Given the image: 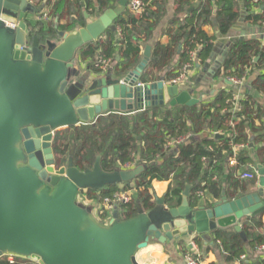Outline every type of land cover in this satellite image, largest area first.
<instances>
[{"label": "water", "instance_id": "water-1", "mask_svg": "<svg viewBox=\"0 0 264 264\" xmlns=\"http://www.w3.org/2000/svg\"><path fill=\"white\" fill-rule=\"evenodd\" d=\"M128 3L119 0L96 21L85 13L86 26L73 32H62L56 24L58 41H41L37 35L31 38L28 28L31 16L41 10L30 0H0V260L13 255L35 264H139L138 252L152 241L166 245L198 235L211 244L213 232L227 229L246 239L242 221L264 215L262 164L255 167L256 191L233 198L224 191L219 200L208 204L203 198L195 207L188 185L177 207L167 196H155L151 210L139 204L137 216L122 220L117 206L103 225L93 206L79 202L83 191L134 182L145 167L106 172L99 155L92 168L80 170L74 163L75 146L58 167L53 150L57 131L94 125L110 114L201 102L193 90L164 79L141 83L151 46L127 73L82 72L79 52L108 30L115 31Z\"/></svg>", "mask_w": 264, "mask_h": 264}, {"label": "trees", "instance_id": "trees-1", "mask_svg": "<svg viewBox=\"0 0 264 264\" xmlns=\"http://www.w3.org/2000/svg\"><path fill=\"white\" fill-rule=\"evenodd\" d=\"M140 1L144 11L137 13L128 8L115 22V31H107L105 39L89 44L79 52L80 62L86 63L96 56L107 60L119 56L122 62L118 72L127 73L138 66L140 46L150 43L154 29L166 12L165 0ZM176 1L178 13L185 17L173 20L168 26L169 43L154 45L143 83L162 79L172 82L186 66L205 64L216 42L215 29L222 35H228L238 20L234 0H219V5L223 4L221 9H216L214 0ZM48 5L51 9L46 18L43 16L44 21H28L31 38L37 35L41 41H58L53 22L56 18L60 22L66 18L59 24V29L69 31L74 29L76 21L85 24L84 11L96 17L113 9L116 0H49ZM119 29L122 39L118 37ZM177 53H180L181 60L174 66ZM100 68L98 61L90 65V70L100 71ZM253 70L262 71L254 87L264 94V46L257 40H239L231 49L218 77L242 81ZM255 105L253 97L236 105L233 91L223 90L212 101L193 107L159 106L128 116H103L94 125L57 131L53 141L56 162L58 167H62L75 146L74 163L80 170L92 168L99 155L102 156V169L106 172L123 170L127 166H144L145 171L134 182L80 194L101 203L117 192L134 190L130 202L120 206L122 220L137 216L139 204L146 211L154 207L151 193L154 181L171 180L167 199L172 206L181 204L182 194L188 185L191 186L190 204L194 207L206 193L216 199L226 189L231 197L247 194L257 187L258 178L244 180L241 175L251 166L264 165V128L262 123H256L258 119L262 122L264 111ZM217 134L221 137H216ZM182 140L184 142L179 144ZM251 143L254 147H250ZM176 146L179 150L174 152L173 147ZM231 158L236 160L232 168L229 167ZM108 218L109 212L106 211L98 220L106 224ZM242 229L246 239L235 231L216 232L213 251L226 264H232L244 255L246 258L242 264H264V253L256 251L264 246L263 216L246 220ZM195 242L200 245L201 239L196 238ZM180 246L185 257L203 261L188 244L181 242ZM0 263L11 264L7 259ZM13 264L30 262L16 258Z\"/></svg>", "mask_w": 264, "mask_h": 264}, {"label": "crops", "instance_id": "crops-1", "mask_svg": "<svg viewBox=\"0 0 264 264\" xmlns=\"http://www.w3.org/2000/svg\"><path fill=\"white\" fill-rule=\"evenodd\" d=\"M214 1H215L216 9L217 8L221 9L223 4L219 5L218 3L219 0H214ZM30 2L36 9L41 10L39 13H36L33 16H31L30 20L34 22L44 21L45 19L43 18V16L46 13L50 12V9H51L50 6L48 5L49 0H43L42 2L41 0H30ZM118 2L119 0H116V5L113 9H115L118 6ZM234 2L236 3V9L238 11V20L236 24L231 28L229 34L222 35L218 30L215 29L214 31L212 29V31H214V34L216 35V42L214 44L213 51H214V48H218V51L214 55L215 60L214 61L211 60L212 54H213V51H212L209 60L205 64H196L192 68V70L189 73L188 80L181 85V88L183 90H193V96L197 99H200L201 101L200 103L212 101L220 91L232 90L234 93L236 105L240 101L248 97H253L254 101L256 102L255 107H260L264 111V94H260L259 92H257L254 87L262 71L253 70L252 73H249L248 76L244 80L239 81V82H234L230 79L218 77V72L223 67L231 49L234 47V45L239 40H257L262 44V46H264V39L260 38V36L264 35V4H257L254 2V0H234ZM129 3H130V0H129ZM129 3L127 6V9L129 8ZM82 5L84 7V4ZM164 7H165L166 12L161 22L159 23V25L154 29L150 43L142 44L140 46V48L143 47V50H141L140 52L139 64L141 63L143 59L144 51L146 47L151 46L153 49L154 45H156L159 42L163 44L169 43V36L166 33L168 26L173 20L177 18L182 19L185 17V15H183L182 13H178L179 6L176 0H165ZM113 9H110V10H113ZM85 13L87 12L84 11V14ZM103 14L98 15L96 17H92L89 14L88 15L91 20L96 21ZM65 20L66 18L60 22L59 19L56 18L53 22L55 25L58 24L59 26V24L64 23ZM86 22H87V19L85 18V24H82L80 21H76L74 29L69 30V31H62L60 29L59 30L62 32H73L77 29L84 28L86 26ZM106 33L100 39H105ZM253 33L256 36V38H253ZM224 58H225V61L221 62ZM97 59L98 57L96 56L95 59L90 60L86 63L81 62L82 72H86L89 70L98 75H105L108 71L112 70L114 75L116 76L121 74V71L118 72V70L120 69H117L118 67L120 68L121 66L120 64L122 62L119 56H117L116 59L109 58L108 59L110 60L109 65L106 68L101 67L100 71L90 70V65H93L94 63H96ZM180 60H181L180 53H177L174 59V66H177L180 63ZM256 61H258V59H256ZM141 83H143L142 80H141ZM256 123L257 124L262 123L263 128H264V119L262 120V122L258 119L256 120ZM251 145L250 147H254V143H251ZM235 149L239 150V147L237 148L235 147ZM178 150L179 149L177 146L173 147L174 152H177ZM229 167L232 168L234 166H231L229 164ZM135 168L137 167H130L129 169L126 168L123 170H133ZM252 168L253 167L251 166L249 169L251 170ZM254 170L257 173V170L256 169ZM225 178L226 177H223L224 180ZM258 180H259V175H258ZM170 186H171V180L163 181V182L154 181L152 184V190H151L154 201H155V196H158L159 198H162L163 196H167ZM119 187H122V185H119ZM257 188H258V185L251 192L256 191ZM204 198L208 204L211 203L212 201H216L220 199V198L216 199L215 197H213L211 194H208V193H206ZM231 198H233V196ZM174 207H177V206H174ZM248 219H252V218H245L242 221V228H243L244 223ZM263 222H264V215H263ZM221 231H234V230L227 229V230H221ZM212 237H213V242H214L216 240V232L212 233ZM196 238L201 239L200 245L196 244L195 242ZM181 242L188 244L190 246V250L194 254H198L199 256H201L203 258V261H202L203 264H226L225 261L222 259V257L217 252L213 251V247H212L213 242L211 244L206 243L198 235L186 237L183 240L175 241L171 244H166V245L160 244L157 241H152L150 242L149 246L146 249H143L138 252L136 256L137 262L139 264H186V257L184 256L183 251L181 249L182 246H180ZM259 253L263 254L264 252H259ZM3 259H7V258L5 257ZM243 260L245 259H242L241 257L240 260L235 261L232 264H242Z\"/></svg>", "mask_w": 264, "mask_h": 264}, {"label": "built area", "instance_id": "built-area-1", "mask_svg": "<svg viewBox=\"0 0 264 264\" xmlns=\"http://www.w3.org/2000/svg\"><path fill=\"white\" fill-rule=\"evenodd\" d=\"M254 2L257 4H264V0H254ZM129 8L132 9L134 12H137V13H142L144 11V5L140 0L130 1ZM46 17H47V14L44 15V18H46ZM118 37H119V39H122V33H121L120 29L118 30ZM141 50H143V47H141ZM193 56L195 58V54H193ZM97 61H98V65H100L103 68H106L110 63V60L102 59V58H98ZM192 68H193V66H191V65L186 66L178 78H176L172 82H165V83L168 85H171V86L175 85V86L181 87V85L188 80L189 73L192 70ZM232 81L239 82V81H235V80H232ZM182 142H184V141L182 140V141H179L178 143L181 144ZM229 164L231 166H234L236 164V160L234 158H231ZM127 168L129 169L130 166H127ZM252 169L254 170L255 168L253 167ZM252 169L243 173L241 175V178L245 179V180H254V179L258 178L257 173L252 171ZM133 192H134L133 190H128V191H124V192H117L114 194V196L112 198H105L104 200H102L101 203H97L94 200H90L86 195H80L78 200H79V202H81L82 204H84L86 206H93V208H94L93 214L97 220L99 219V217H101V215L104 214V212H106V211L109 212V218L107 219L106 224H103V225H108V223L112 219V214H113L114 209L117 206L120 209L121 205H124V204H127L128 202H130ZM256 251L257 252H264V246L258 247L256 249ZM4 257H6L7 260L11 264H13L15 262L16 258H20V257L13 256V255H7ZM245 258H246L245 255L242 256V259H245ZM186 264H203V263H202V261L195 259L193 257H186Z\"/></svg>", "mask_w": 264, "mask_h": 264}, {"label": "flooded vegetation", "instance_id": "flooded-vegetation-1", "mask_svg": "<svg viewBox=\"0 0 264 264\" xmlns=\"http://www.w3.org/2000/svg\"><path fill=\"white\" fill-rule=\"evenodd\" d=\"M30 264H35V262H33L32 260H29Z\"/></svg>", "mask_w": 264, "mask_h": 264}, {"label": "rangeland", "instance_id": "rangeland-1", "mask_svg": "<svg viewBox=\"0 0 264 264\" xmlns=\"http://www.w3.org/2000/svg\"><path fill=\"white\" fill-rule=\"evenodd\" d=\"M62 130H63V129H62ZM64 165H65V164H64ZM64 165H63V166H64ZM3 258H5V257H3ZM3 258H2V259H3Z\"/></svg>", "mask_w": 264, "mask_h": 264}]
</instances>
